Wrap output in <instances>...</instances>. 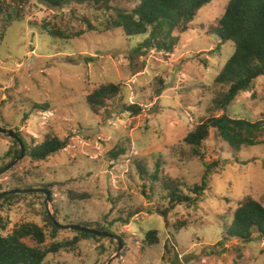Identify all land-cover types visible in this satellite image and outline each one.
<instances>
[{
    "label": "rangeland",
    "instance_id": "rangeland-1",
    "mask_svg": "<svg viewBox=\"0 0 264 264\" xmlns=\"http://www.w3.org/2000/svg\"><path fill=\"white\" fill-rule=\"evenodd\" d=\"M226 1L204 5L189 30L174 32L179 41L172 52L143 47L150 31L127 36L121 28L107 29L139 0L71 2L61 8L36 0L7 2L8 11L19 8L23 18L9 22L6 11L0 16V126L19 131L28 150L48 134L68 138V145L41 161L25 152L0 174V193L13 188L50 193L47 202L42 192L1 198L3 235L24 222L42 225L48 233V210L62 225L87 223L112 236L82 238L72 250L48 254L43 264H264V241L258 236L250 243L225 238L243 198L250 195L264 205V144L234 153L214 129L200 147L201 156L183 142L198 123L222 113L214 99L228 86L214 79L234 44L221 43L212 31ZM43 24L69 39L52 37ZM110 82L121 86L120 93L94 114L86 96ZM130 103L140 105L138 115L124 110ZM226 112L264 119V76L240 92ZM17 148L0 133V170L20 155H13ZM139 161L146 174L139 172ZM157 161L160 174L187 187L199 183L210 165L208 188L195 206L170 208L160 182L150 176ZM151 230L156 241L147 240ZM76 235L61 228L55 240ZM117 239L123 241L118 253ZM50 241L46 236L45 243Z\"/></svg>",
    "mask_w": 264,
    "mask_h": 264
},
{
    "label": "trees",
    "instance_id": "trees-1",
    "mask_svg": "<svg viewBox=\"0 0 264 264\" xmlns=\"http://www.w3.org/2000/svg\"><path fill=\"white\" fill-rule=\"evenodd\" d=\"M8 1L25 2L26 0H0V16L6 11L9 22L20 21L22 17L19 8L12 7L8 11ZM50 8H61L71 2H91L95 5L108 4L112 0H36ZM213 0H139L131 13L120 12L110 21V28H121L127 36L146 34L150 31L149 39L143 47L153 46L154 49L172 52L179 41V35L189 30V26L198 11ZM42 29L54 38L69 39L60 29L49 28L43 24ZM212 33L220 39L221 43L231 41L234 51L225 61L222 69L216 75L214 82L227 85V90L214 99V103L222 113L209 117L198 123L183 138V142L190 145L194 155L201 156L200 147L208 138L210 130L214 129L221 140L230 147L234 153L243 148L264 144V119L249 121L244 118L231 117L227 114V107L240 93L249 89L254 79L264 76V0H227L224 11L218 19ZM79 33L77 35H80ZM138 50V49H137ZM136 51V50H135ZM121 86L115 83L101 84L86 96V103L94 114H99L106 106L107 101L119 95ZM124 110L131 115L141 112L140 105L130 103ZM21 139L24 150L34 161L45 160L49 156L63 150L68 145V138L61 139L54 135H45L44 139L28 150L26 142L20 137L19 131L15 132ZM11 138V137H10ZM13 139V138H12ZM16 144L18 141L13 139ZM9 153L12 150L8 151ZM21 152L15 149L14 157ZM116 156V153H113ZM120 154V153H119ZM138 169L141 174L147 173V168L139 161ZM161 162L155 163L153 179L158 180L171 202L170 208L175 205L187 203L196 205L198 196L208 188L211 167L206 168L200 182L192 187H187L184 181L170 175L160 174ZM2 169V168H1ZM181 186L188 188L193 194H185ZM16 194V193H14ZM7 194L2 199L12 197ZM46 196V195H45ZM1 200V199H0ZM53 214L45 212L50 229L47 230L33 222H24L15 226L12 231L3 235L6 229L5 221L0 217V264H43L48 254H56L61 250H72L82 238H96L98 235L84 231H75L77 235L71 240L56 241L58 231L63 228ZM87 228L103 231V228H93L90 224L81 223ZM156 230L147 233V240L156 241ZM225 238L235 239L250 243L259 237L264 241V205L253 196L243 198L234 209L231 224L225 228ZM46 236L53 241L46 242ZM104 237V236H99ZM33 241V245L25 242ZM123 244V241L120 240ZM118 248V247H117Z\"/></svg>",
    "mask_w": 264,
    "mask_h": 264
},
{
    "label": "water",
    "instance_id": "water-1",
    "mask_svg": "<svg viewBox=\"0 0 264 264\" xmlns=\"http://www.w3.org/2000/svg\"><path fill=\"white\" fill-rule=\"evenodd\" d=\"M0 133L7 135L8 137H11L13 139H15L16 141H18L20 148H21V152L20 155L15 158L14 160H12L10 163H8L5 167H3L0 170V174L3 173L4 171L8 170L9 168H11L13 165H15L21 158L24 157L25 154V150H24V146L22 144L21 139L18 137V135L11 129H5L3 127L0 126ZM27 193V192H42L46 195V202L50 200V193L46 190V189H38V188H13L10 190H4L0 193V199L2 197H4L7 194H14V193ZM49 214L51 215V213L49 212ZM53 221H55L54 217L51 216ZM57 225L65 228V229H71L74 231H84V232H88V233H92L94 235H98V236H112L110 234H108L105 231H100V230H96V229H91V228H87L84 227L82 225L79 224H67V225H62L60 223L55 222ZM118 242V248H117V253L122 249V243L120 242V239H117ZM108 264V263H107Z\"/></svg>",
    "mask_w": 264,
    "mask_h": 264
}]
</instances>
